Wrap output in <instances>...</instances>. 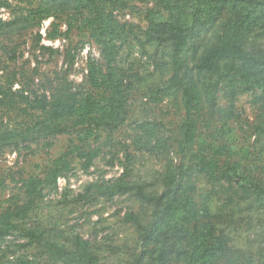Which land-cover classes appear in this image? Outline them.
<instances>
[{
  "label": "rangeland",
  "instance_id": "1",
  "mask_svg": "<svg viewBox=\"0 0 264 264\" xmlns=\"http://www.w3.org/2000/svg\"><path fill=\"white\" fill-rule=\"evenodd\" d=\"M10 1L25 10L31 2ZM159 2L114 0L106 7V12H116L117 21L124 27L113 49L117 53L116 70L109 84L102 79L107 73L102 49L90 33L81 31V25L68 36L51 40L47 37L54 20L51 17L40 29L0 36V84L8 85L16 75L14 89L24 85L29 92L51 96L56 88L67 86L68 80L74 91L100 97L112 83L119 90L125 118L119 128H100L88 138L73 133L19 148L0 145V222L11 221L18 226L0 239V264H18L20 260L29 264H79L75 258L71 262L56 258L51 245L59 243L70 250L77 238L87 242L93 258V263L86 264H135L140 258L141 264H157L156 249L162 241L171 246L164 264H190L189 244L179 232L161 229L148 242L142 241L129 216L133 214L148 225L154 217L151 205L131 193H105L123 177L150 194L159 193L164 173L178 168L183 170L180 192L195 199L201 231L222 249L214 264H263L264 198L248 192L251 187L247 183L264 186V86L239 93L232 104L231 88L222 85L215 108L194 100V141L185 147L182 124L187 107L183 91L170 82L175 74L170 49L145 39L147 17L159 8ZM0 18L11 20L12 11L0 7ZM60 18L61 30L67 32V17ZM223 22V16L210 20L206 32L187 50L181 77L186 81L194 78L200 88L215 78L198 75L194 65L222 31ZM263 29L255 25L248 33V46L257 54H264ZM38 32L43 34L41 42ZM90 63L100 78L95 86L88 78ZM19 108L9 112L0 107V127L23 129L42 117L25 104ZM59 122L73 129L71 120ZM73 142L99 152L92 167L84 170L83 160L74 155V170L59 177L57 188L46 185L34 199L27 197L25 181L45 178ZM162 210L164 217L166 204ZM30 230L41 239L29 242L23 235Z\"/></svg>",
  "mask_w": 264,
  "mask_h": 264
},
{
  "label": "trees",
  "instance_id": "2",
  "mask_svg": "<svg viewBox=\"0 0 264 264\" xmlns=\"http://www.w3.org/2000/svg\"><path fill=\"white\" fill-rule=\"evenodd\" d=\"M114 0H31L29 8H22L21 4L13 5L10 0H0V7L12 11L13 18L4 21L0 18V36L40 29L43 22L54 18L47 37L51 40L68 36L74 27L80 26L81 31L90 33V37L97 42L106 62L107 73L103 75L104 83L109 84L115 72L117 53L113 51L117 35L124 27L116 19V12H106V7ZM159 8L152 10L147 17L145 39L158 45L169 47V57L175 71L171 78V85L183 91L187 116L182 124L183 144L191 147L194 141V100L207 102L209 107L218 105L220 87L231 88L232 104L239 93L255 91L264 86V54H257L248 46V33L255 25L264 28V0H160ZM60 15H66L67 32H62ZM218 16L224 17L222 31L216 36L194 68L198 75L209 74L215 80L204 84L202 88L196 85L195 79L185 80L181 72L186 68V54L192 42L199 39L205 32L208 22ZM38 42L43 34L36 35ZM264 37V29L262 32ZM52 51L51 48L42 47ZM70 55V54H69ZM89 82L96 85L100 79L96 74L95 65H89ZM8 85L0 84V107L9 112L20 110L25 104L42 117L23 129H13L8 126L0 127V145L2 147L19 148L21 145L36 143L48 137L58 135L78 134L88 138L95 130L104 128L107 131L119 128L125 123L122 99L119 90L111 83L109 91L100 97L92 92L74 91L71 83L63 88H56L51 96L39 95L24 85L14 89L16 75L9 79ZM237 85H242L239 88ZM22 109V108H21ZM60 120H71V128L63 126ZM97 150H85L72 143L69 151L55 161V165L47 170L45 178L32 177L25 181L24 191L31 200L40 190L51 185L57 188L60 176L74 170L71 157L76 155L83 160L82 168L89 170L98 156ZM242 180V176H239ZM183 170H168L162 177V191L148 193L142 186L130 184L123 177L115 184L105 189L110 196L131 193L154 208V217L148 225H143L133 214L129 217L140 231L141 239L145 243L156 234L176 231L189 244L188 261L190 264H214L222 250L218 244L211 243L209 237L201 231L198 225L197 205L194 198L181 193ZM245 183H247L245 181ZM253 196L264 198V186L256 182L247 183ZM166 204V215L162 217V206ZM18 226L11 221L0 222V239L9 236ZM33 243L41 239L35 231H27L23 235ZM52 253L56 258L71 262L74 258L79 264L93 263L89 255L88 244L77 238L73 249L59 243H51ZM171 246L166 241L156 249L155 261L164 264V259L170 253ZM138 259L135 264H141ZM18 264H29L20 260ZM264 264V262H263Z\"/></svg>",
  "mask_w": 264,
  "mask_h": 264
}]
</instances>
